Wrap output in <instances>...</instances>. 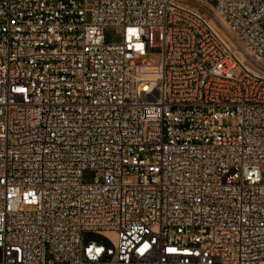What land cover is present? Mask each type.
<instances>
[{
  "label": "built area",
  "instance_id": "obj_1",
  "mask_svg": "<svg viewBox=\"0 0 264 264\" xmlns=\"http://www.w3.org/2000/svg\"><path fill=\"white\" fill-rule=\"evenodd\" d=\"M187 1L0 0V264H264V0Z\"/></svg>",
  "mask_w": 264,
  "mask_h": 264
},
{
  "label": "rangeland",
  "instance_id": "obj_2",
  "mask_svg": "<svg viewBox=\"0 0 264 264\" xmlns=\"http://www.w3.org/2000/svg\"><path fill=\"white\" fill-rule=\"evenodd\" d=\"M184 1H187V0H184ZM187 2H189V1H187ZM194 6L197 8L196 5H194ZM200 10L203 12V9H200ZM211 25L219 31V33L222 35L223 39L226 41V43L228 45H230L231 48H233L235 50H238V48H240V44H235L232 42L233 37L231 35L225 33L224 31H221L218 27H216L215 23L211 22ZM261 26H262V29H264V22L261 24ZM103 37H104V43L105 44H114V43L116 44L120 41V36L117 35L114 32V30H112V29H106L103 32ZM153 39L156 42V40H157V34L156 33L153 34ZM145 59L149 60L150 62H152L153 64H156V65L159 64V61H160L159 55H157V54H150ZM140 62L141 61L138 60L136 63L139 64ZM234 74L237 75V74H240V72L237 71ZM262 177L264 178V173L262 174ZM83 181H84V183H91L93 181V175L91 173H85L83 175Z\"/></svg>",
  "mask_w": 264,
  "mask_h": 264
},
{
  "label": "bare ground",
  "instance_id": "obj_3",
  "mask_svg": "<svg viewBox=\"0 0 264 264\" xmlns=\"http://www.w3.org/2000/svg\"><path fill=\"white\" fill-rule=\"evenodd\" d=\"M211 24V23H210ZM234 45V44H233ZM235 53H238V51L235 50Z\"/></svg>",
  "mask_w": 264,
  "mask_h": 264
}]
</instances>
